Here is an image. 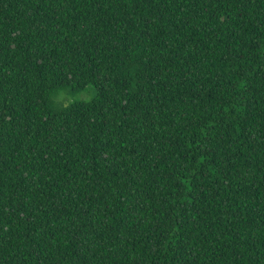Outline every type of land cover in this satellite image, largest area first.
I'll use <instances>...</instances> for the list:
<instances>
[{"label": "trees", "instance_id": "obj_1", "mask_svg": "<svg viewBox=\"0 0 264 264\" xmlns=\"http://www.w3.org/2000/svg\"><path fill=\"white\" fill-rule=\"evenodd\" d=\"M0 264H264V0H0Z\"/></svg>", "mask_w": 264, "mask_h": 264}, {"label": "rangeland", "instance_id": "obj_2", "mask_svg": "<svg viewBox=\"0 0 264 264\" xmlns=\"http://www.w3.org/2000/svg\"><path fill=\"white\" fill-rule=\"evenodd\" d=\"M95 95L94 89L92 86H88L85 90L80 91L76 94H71V93H67V92H61L59 94V98L60 99H64L66 101H89L93 98V96Z\"/></svg>", "mask_w": 264, "mask_h": 264}]
</instances>
